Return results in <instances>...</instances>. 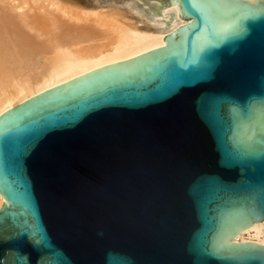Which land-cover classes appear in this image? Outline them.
Masks as SVG:
<instances>
[{
    "label": "water",
    "instance_id": "1",
    "mask_svg": "<svg viewBox=\"0 0 264 264\" xmlns=\"http://www.w3.org/2000/svg\"><path fill=\"white\" fill-rule=\"evenodd\" d=\"M179 2L165 46L0 117V264H264V1Z\"/></svg>",
    "mask_w": 264,
    "mask_h": 264
},
{
    "label": "bare ground",
    "instance_id": "2",
    "mask_svg": "<svg viewBox=\"0 0 264 264\" xmlns=\"http://www.w3.org/2000/svg\"><path fill=\"white\" fill-rule=\"evenodd\" d=\"M96 2L88 8L76 0H0V54L11 61L0 56L7 63L0 64V117L38 95L104 71V65L162 48L165 35L189 23L179 2L157 7L163 19L132 7L141 0ZM5 202L0 194V209ZM221 242L264 247V220L238 224L237 238L234 232Z\"/></svg>",
    "mask_w": 264,
    "mask_h": 264
},
{
    "label": "rangeland",
    "instance_id": "3",
    "mask_svg": "<svg viewBox=\"0 0 264 264\" xmlns=\"http://www.w3.org/2000/svg\"><path fill=\"white\" fill-rule=\"evenodd\" d=\"M76 1H78L80 4H82L83 6H85V7H88V8H91V7H94L96 4H98L97 2H96V0H76ZM102 3L104 2V1H106V0H100ZM118 2H122V0H117ZM104 3H106V2H104ZM103 3V4H104ZM0 56H5V55H3L2 53L0 54ZM7 56H5V59H7L6 58ZM5 59H3V58H1L0 59V64H2V61H3V63L4 64H7V63H5ZM12 60V59H11ZM7 62H11L10 61V57H9V59H7ZM3 66V65H2ZM4 66H7V65H4Z\"/></svg>",
    "mask_w": 264,
    "mask_h": 264
}]
</instances>
